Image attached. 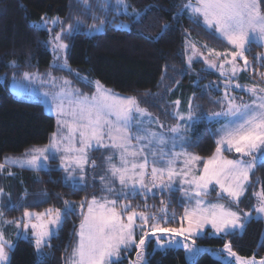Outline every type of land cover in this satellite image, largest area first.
<instances>
[{"label": "snow or ice", "instance_id": "1", "mask_svg": "<svg viewBox=\"0 0 264 264\" xmlns=\"http://www.w3.org/2000/svg\"><path fill=\"white\" fill-rule=\"evenodd\" d=\"M78 3L84 7V19L77 18L66 27L59 18L48 21L41 17L44 25L60 26L55 35H52L54 27L48 29V44L54 55V63L50 66L53 71H71L65 37L79 32L87 13L92 11L90 0H78ZM101 3L102 10H106L107 0H101ZM117 5L127 11L126 0H117ZM185 11L190 22L202 26L208 35L229 46L225 51H217L207 44L200 46L187 36L185 38L184 55L189 68L199 57L207 69L218 67L220 76L225 78L224 95L214 101L220 105V110L207 116L219 125L214 151L207 157L190 150L197 146V138L187 135L194 132L193 126L203 119L199 105L194 104L195 94L189 98L187 113L175 112L177 123L168 128L171 135L166 136L151 130V124H160L159 118L153 121L151 113L141 107L135 96H119L99 80L89 82L86 77L79 78L77 73V83L89 88L85 92L82 87H74L67 77H60L58 82L52 71L47 73V79L38 71L22 73L23 80L30 84L50 85L53 89H46L42 94L47 98L49 112L56 116L58 131L52 133L47 145L27 149L21 158L5 157L0 170L15 165L47 171L49 163L58 156V170L64 173L63 182L74 193L82 190L81 186L88 187L89 167L93 171V180L96 179L97 162L91 153L100 150L107 153L104 173L99 176L100 197L85 196L78 204L64 199L62 209L49 207L43 212L31 210L38 206L35 202L13 204L9 199L7 206L15 210L23 208L22 216L9 220L0 211V225H14L17 240L30 237L38 260L43 257L44 248L51 249V241L62 230L65 219L79 208L82 219L74 230L75 240L65 264H122V256L130 253L133 247L136 259L129 264H147V247L152 239L161 250L182 247L187 259L192 261L202 251L195 247L196 239L209 225L212 234L224 240L223 251L215 254L219 264H232L233 259L235 264H264V258L239 256L231 241L226 239L243 231L246 222L252 218L250 211L241 214L231 205L239 208L241 197L251 186V176L258 167H264V86L259 82L243 86L235 82L239 73L247 71L255 72L259 80L264 81V71L254 67H264V54L258 53L252 60L248 56L252 42L264 45V0H186L173 19L178 20ZM143 15L135 12L131 23H142ZM92 19L95 21L96 17ZM107 23L106 19H101L98 24L89 25L88 30L98 32ZM34 27L39 29L41 25ZM167 27V24L163 26L164 29ZM61 60L62 63L55 62ZM238 61H242V65ZM9 67L15 80L19 64L13 60ZM233 87L242 89L250 100L237 99L231 94ZM206 88L211 90L210 86ZM22 91L18 88L17 95ZM173 104L179 109L181 101L176 100ZM145 123L149 127H144ZM160 127L163 129L164 125L160 124ZM229 154L235 155L230 157ZM176 191L183 197L179 226H176L175 209L169 214L171 197ZM212 192L216 194V202L207 199ZM157 194L161 196V207L153 212L150 209L155 205H149L148 199H154ZM3 195L0 188V197ZM253 196L256 198L255 213L264 216V184L260 191L253 192ZM137 198H143V205L131 203ZM14 247L15 243L6 238L5 228L0 226V264H10L9 254Z\"/></svg>", "mask_w": 264, "mask_h": 264}, {"label": "trees", "instance_id": "2", "mask_svg": "<svg viewBox=\"0 0 264 264\" xmlns=\"http://www.w3.org/2000/svg\"><path fill=\"white\" fill-rule=\"evenodd\" d=\"M185 1L126 0L127 11L118 13L114 8H121L115 0H107L106 10H102L101 0H90L92 11L87 13L85 23L80 26L79 32L64 40L70 44L67 59L71 71L58 73L69 77L73 83H77L78 73L79 78L99 80L113 92L135 96L141 107L163 122L174 118L176 106L173 102L179 92L185 98L193 93L199 102L219 94L215 89L219 77L207 69L202 60L193 61L189 68L184 55L185 38L187 36L198 45L207 44L221 51L229 46L208 35L202 26L197 27L190 22L189 16L181 15L178 20L173 19ZM135 12L144 15L142 23L133 25L131 21ZM93 16L96 17L95 21ZM41 17H57L65 22L66 27L67 23H74L77 18L84 19V7L78 0H0V75L6 74L5 81L0 82V163L6 154H21L27 148L46 144L55 130L54 117L44 110L41 103L15 95L9 85L12 71L9 64L13 60L19 64L17 75L23 71L46 72L51 69L53 54L48 47L49 33L47 29L34 27ZM101 19H106L108 23L100 31L90 32L89 25L94 22L98 24ZM165 24L167 29L163 28ZM256 49L261 50L262 46L255 44L250 47L251 51ZM206 86H210L211 90ZM197 125L201 129V125ZM202 129L196 136L197 146L191 149L207 157L214 151L215 141L207 128L202 126ZM12 168L17 172L15 179L9 178L15 185L14 189L22 190L24 186L17 183L25 179L24 185L29 189L27 199L42 198L36 202L38 206L33 210L49 207L62 209L64 199L78 204L85 196L91 198L94 194V190L88 188L70 192L63 183L62 171L55 166L47 171ZM250 179L251 186L241 198L238 209L254 213L256 198L253 192L260 191L264 184V167H258ZM44 192L48 195L43 196ZM177 196L178 191L172 194L169 214L175 209L176 226H179L183 206L177 202ZM164 198L167 199L168 194ZM155 199L160 204L161 196L156 195ZM23 210H15L14 214L18 216ZM10 215L9 210L6 216ZM81 219L77 208L73 215L65 219L62 230L52 239L49 256L39 260L30 239L17 240L10 254V264H65L74 230ZM226 239L231 241L233 250L239 256H255L257 260L264 258V216L252 217L243 231H237ZM223 243L224 240L207 229L196 239L195 247L202 250L200 255L189 261L182 247L158 250L154 248L152 239L147 247L146 260L147 264H219L215 254L223 251ZM129 254L135 260L134 248ZM129 261L123 258L122 264Z\"/></svg>", "mask_w": 264, "mask_h": 264}, {"label": "rangeland", "instance_id": "3", "mask_svg": "<svg viewBox=\"0 0 264 264\" xmlns=\"http://www.w3.org/2000/svg\"><path fill=\"white\" fill-rule=\"evenodd\" d=\"M115 3L117 5V0H115ZM119 7L121 9L114 8V10L116 12H118V13H125L126 12L122 6H119ZM179 11H180V9H179ZM182 15L189 16L186 11ZM44 18H46L48 21H51L53 18H57V17H44ZM37 25H41L40 28L47 29V31H48V29L54 27L55 28V31L52 33V35H55V32L60 31L59 24H57L55 26L52 25L51 23H48L47 25H44V21L41 20V21H39L37 23ZM93 32H97V31H93ZM48 33H49V31H48ZM89 34H92V33L89 32ZM49 38H50V34H49ZM64 42L67 43L69 45V47H70V44L68 42H66V41H64ZM255 44H258V45L262 46V49L261 50L260 49H256V51H251L250 50L248 52V56H249V59L250 60H252L253 58H255L258 53L264 54V45L259 44L257 42H252L250 44V47L253 46V45H255ZM203 45L204 44L200 43V46H203ZM48 47H49V50L52 52V48H51V45L50 44H48ZM68 50H69V48L66 50V54H67V51ZM217 51H221V50H217ZM222 51H225V50H222ZM52 54H53V52H52ZM52 56H53V58H52L51 65H53V63H54V55H52ZM210 59H214V57H210ZM195 60H202V59H199V57H197L196 59H194V61ZM55 62L62 63V60L61 61H55ZM238 63H240L242 65L243 62L242 61H238ZM205 67L207 68L206 65H205ZM254 67L257 68V71H264V67H258L256 65H254ZM209 70L210 71H213L219 77L218 78L219 80H217V82H215V89L217 90V92H219V94L210 96L204 102H199V100H198L199 98H196L195 97L194 104L199 105L200 113H202V115H203V119H201L200 122L198 123V124L201 125V129L198 128V125L197 124H195L193 126L194 129H195V131L194 132H188L187 135L188 136H197V135H199V133L202 132L201 130H203L202 129V126H203L204 129L207 128L209 130V133L211 135H213L214 141H215V132H216V128L219 127V125L216 124L212 120H208L207 119V116H208L209 113H211L213 111H219L220 110V105L214 103V101L221 99L223 97V95H224V87H225L224 81H225V78H223V77L220 76V71H219V68L218 67H217V69H209ZM49 71H52L53 75L55 77H57V81L58 82H59V78L60 77H67V76L60 75L58 73V71H53L52 68L49 69V70H47L46 72H39V73L41 74V76H43L45 79H47V73ZM32 72H36V71H32ZM22 73L20 75H17V73H16V79L13 80V71H11L10 77H9L10 78L9 85H10L11 91L15 95H17V89L20 88L23 91L21 92L20 95H17V96L23 97L24 99L29 100V101H35V102L41 103L43 105L44 110L48 114H51L54 117L55 124H56L54 132H57L58 131V128H57V123H56V116L54 114H52V113L49 112V105L47 103V98L44 97L43 94H42V92L44 90H46V89L49 90V91H53V89L50 88V85H41L39 83L30 84L28 81L23 80ZM5 78H6V74L0 75V82H4L5 81ZM67 78L70 79L69 77H67ZM88 81L89 82H92V81H96V80H90V79H88ZM235 82H238L242 86L243 85H250V84H254V83L259 82L261 86H264V81H260L259 80V77L256 76V73L253 72V71H247V72H241V73H239V75L235 78ZM73 86L74 87H82L78 83H73ZM82 91L88 92L89 91V88H83L82 87ZM114 93H116V92H114ZM116 94H118L119 96H132V95H122V94H119V93H116ZM231 94L234 95V96H236L237 99H240L242 97L245 102H248L250 100L249 95L247 93L243 92L242 89H235L233 87V90H232ZM191 97H193V93H191L190 96H188V97L185 98L184 95L179 92V95L176 97L175 101L176 100H180L181 101V104L179 106V109H177L175 107L173 115L175 114V112L177 110H179L182 113H187V110H188V101H189V98H191ZM151 119L153 121H155L157 119V117L151 115ZM145 120L147 121V117L145 118ZM159 121H160V124H163L164 125L163 129H161L160 124L153 123L150 126L151 130L152 131H156L158 133L162 132L164 135L170 136L171 133L168 132V128L171 127L173 124L177 123V121L175 120V118H173V119H171V120H169L167 122H163L160 119H159ZM144 127H149V125L147 123H145ZM50 136H49V139H50ZM48 143H49V140H48V142L46 144L39 145V146H35V147H43V146L47 145ZM168 147L170 148L171 147V144H169ZM27 149H30V148H27ZM190 150L194 152V150H192V149H190ZM25 151L22 152L21 154H6V155L3 156V159H2V162L1 163H5V157H10L12 159L21 158L22 157V154H24ZM106 154L107 153L104 152V150L95 151V152H92L91 153L92 158L95 159L96 162H97V168L95 169L96 179L93 180V178H92L93 177V171L89 167L88 168L89 175L87 176V180H88V187L87 188L88 189H93L94 190V194L93 195H96L97 197H100L102 195V192H101V184H100V181H99V176L104 173V169H105L104 156ZM229 155L231 157V156H233L235 154H229ZM59 163H60L59 157L56 156L55 159H54V161H52V162L49 163L48 168H50L51 166H55L56 168L59 169ZM12 167H18V166L10 165V166H6L3 170H0V188H2L3 191H4V195L2 197H0V211H3L4 214H5V218L6 219H9V220L14 219V218H19V217L22 216V213H23L22 212L21 214H19L18 216H16L14 214L15 209H10L7 206L8 203H9V199H10V202L13 203V204H15V203L33 204V202L36 203V202L42 200V198H40V199H36V198L27 199V197L29 196V194H28L29 193V189H27V187L24 185L25 184L24 181H26L25 179L22 180V181L18 180L20 183L19 182L17 183L18 186L20 184H22V186H24L22 188V190H20V189L19 190L14 189V186L15 185H14V183L9 178L15 179V175L17 174V172ZM9 172L12 173L11 176L8 175ZM63 176H64V173L62 171V178H63ZM19 177L22 178V176H19ZM176 187L178 188L179 187V184H177ZM81 188H83V186H81ZM116 188L119 189V184L118 183L116 184ZM165 194H167V193H165ZM157 195H159V194H157ZM182 199H183L182 194L178 191L177 202L179 204H181ZM207 199L210 202H216V194H215V192H212V194ZM156 202H157V200L155 198L153 199V198L149 197L148 204L149 205H155V208H151L150 211L155 212L157 209H159L161 207V205L158 204V203H156ZM220 202L226 203V201H220ZM131 203L133 205H135L137 203L143 205V198H137L136 200L131 201ZM231 206L233 207L234 210L240 212L241 214H243V212H245V211H250V210H246V209L239 210L238 208L235 207V205H231ZM45 209H47V208H45ZM45 209H42V210H33V209H31V210L32 211H37V212H43ZM9 210H10L11 215L10 216H6V212L9 211ZM251 217L257 218V217H261V216H258L257 213H255V212L254 213L251 212ZM0 226H3L5 228V236H6V238L9 239V240H12L14 243H16V241H17L16 231L17 230H16L15 226L14 225H12V226L0 225ZM210 228H211V226H210ZM210 231H211V233L213 232L212 229H210ZM29 239H30V237H29ZM138 239H139V233L137 234V240ZM74 240H75V233H74V236H73L71 245H70L69 252H68V254L65 257L64 262L66 261V259L68 258V256L71 254V248H72V245H73ZM154 248L155 249H158L156 247L155 240H154ZM158 250H161V249H158ZM34 252H35V255H36L35 249H34ZM10 254H11V252H10ZM10 254H9V259H10ZM46 256H49V248H47V247L43 249V257H46ZM123 258H127V259H130V261H134L133 259H131V255L129 253L127 255H123L122 256V259ZM135 259H136V256H135Z\"/></svg>", "mask_w": 264, "mask_h": 264}, {"label": "crops", "instance_id": "4", "mask_svg": "<svg viewBox=\"0 0 264 264\" xmlns=\"http://www.w3.org/2000/svg\"><path fill=\"white\" fill-rule=\"evenodd\" d=\"M207 229H211L210 226H206V231H207Z\"/></svg>", "mask_w": 264, "mask_h": 264}]
</instances>
